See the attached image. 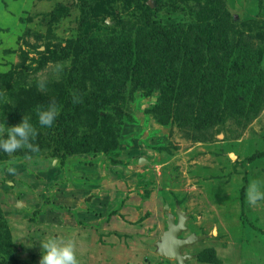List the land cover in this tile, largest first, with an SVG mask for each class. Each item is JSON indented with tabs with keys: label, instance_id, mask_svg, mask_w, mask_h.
Segmentation results:
<instances>
[{
	"label": "rangeland",
	"instance_id": "rangeland-1",
	"mask_svg": "<svg viewBox=\"0 0 264 264\" xmlns=\"http://www.w3.org/2000/svg\"><path fill=\"white\" fill-rule=\"evenodd\" d=\"M86 1L0 0V126L27 116L39 146L0 151V264H39L49 236L70 241L79 264H177L156 251L177 209L179 236L200 237L181 248L184 264H264V201L246 196L264 180V0ZM82 2L90 26H79ZM119 41L130 59L108 62L100 81L92 56L76 82L85 106L69 131L90 145L61 158L37 108L55 102L59 118L82 49ZM240 46L255 111L200 79H218Z\"/></svg>",
	"mask_w": 264,
	"mask_h": 264
},
{
	"label": "trees",
	"instance_id": "trees-1",
	"mask_svg": "<svg viewBox=\"0 0 264 264\" xmlns=\"http://www.w3.org/2000/svg\"><path fill=\"white\" fill-rule=\"evenodd\" d=\"M86 2L90 3V0ZM88 6L89 4L85 2H82V4L80 5V27H85L88 25L87 18L91 14V10H89L90 7ZM146 7L149 8V5H146ZM91 40V35H89L86 40H80L81 43L79 44V46L83 42H91ZM120 44H122L123 46L120 47ZM131 49V44L127 41H119V43H114L111 47L100 46L98 51H102L101 55L98 54V52H94L93 54L92 51L82 49V56H80V58L76 60V64L71 71L72 75L70 77L68 85L69 99L65 101V110L59 118H56L57 124H54L52 127L48 128V130L54 129L53 132L56 135L54 138V144L57 150V154L61 158L77 151L78 149L88 148L90 145L89 141L86 139L87 137L83 138L82 142H79L80 140L74 138L69 131L71 124L76 119V116L78 118L80 110L85 106L84 102L80 100L76 82L78 78L83 74L84 70L88 67L89 63L87 60L94 56L93 64H99V68H97V71L101 73L99 75L91 74V76L96 77L97 79L102 81L104 74L103 71L106 70L105 65L110 61H115L117 58H123V55L124 57H126V59H130L133 56V54L131 53ZM234 54L235 57H233V59L230 61L228 67H226V65H223L221 71L218 73V79L206 73H202L200 79L207 81L208 88L218 91L219 94L221 92H224V94L227 93L230 97H226L223 100V102L227 106H230V104L233 105L239 100L241 103H245L255 111L260 104V91H258L255 87V81L250 77L249 74V67L252 61V56L250 59V54L247 53L246 48H242L241 46L237 48ZM172 60L173 57H171L169 54L165 55L159 78L161 83L162 81H165L166 84L171 83L173 73L171 72ZM74 96L78 97L75 103H73ZM209 96L210 98L214 97V95L211 96V94ZM100 98L107 102L105 95L100 96ZM88 104L90 103L88 102ZM240 108L242 111V107ZM37 126H39L38 123Z\"/></svg>",
	"mask_w": 264,
	"mask_h": 264
},
{
	"label": "clouds",
	"instance_id": "clouds-1",
	"mask_svg": "<svg viewBox=\"0 0 264 264\" xmlns=\"http://www.w3.org/2000/svg\"><path fill=\"white\" fill-rule=\"evenodd\" d=\"M39 87H44V82L39 83ZM78 97H73V103ZM60 106L55 102H49L47 107L37 108V123L41 127H52L59 115ZM36 128L27 116H23L20 121L13 125L4 123L0 126V151L5 153H15L18 149L24 148L31 152L39 151V146L33 143ZM8 172L14 173V167H8ZM247 200L250 204H257L264 201V180H250L247 191ZM41 253L39 264H79V260L74 251L73 244L61 242L56 236H49L40 241Z\"/></svg>",
	"mask_w": 264,
	"mask_h": 264
},
{
	"label": "water",
	"instance_id": "water-1",
	"mask_svg": "<svg viewBox=\"0 0 264 264\" xmlns=\"http://www.w3.org/2000/svg\"><path fill=\"white\" fill-rule=\"evenodd\" d=\"M147 4L151 6V3L147 1ZM142 161V159H140ZM20 206V204H17ZM177 218L173 214L167 211V228L163 232L160 240L156 243L157 253L163 257L174 259L177 264H184V262L191 257L188 254H182L181 248L186 247L189 244L200 239L199 236L189 235L186 237H180V232L185 229L186 217L184 212L180 209L176 210Z\"/></svg>",
	"mask_w": 264,
	"mask_h": 264
}]
</instances>
